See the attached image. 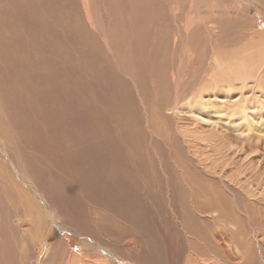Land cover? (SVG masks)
Returning a JSON list of instances; mask_svg holds the SVG:
<instances>
[{"label":"rangeland","instance_id":"374dc122","mask_svg":"<svg viewBox=\"0 0 264 264\" xmlns=\"http://www.w3.org/2000/svg\"><path fill=\"white\" fill-rule=\"evenodd\" d=\"M211 1L185 23L191 0H0V113L16 129H0V264H264V198L206 172L225 164L204 150L216 138L171 114L209 91L216 59L264 50V2Z\"/></svg>","mask_w":264,"mask_h":264},{"label":"bare ground","instance_id":"6f19581e","mask_svg":"<svg viewBox=\"0 0 264 264\" xmlns=\"http://www.w3.org/2000/svg\"><path fill=\"white\" fill-rule=\"evenodd\" d=\"M236 1L237 2H243L246 5H249L251 3H256L257 1H259V3L257 2L258 4L264 2V0H236ZM90 2H92V1H90ZM207 3H208V0H191V5H192L190 7L191 10L187 15L188 17L184 20L185 23L188 22L189 20H190V23H193L194 21L198 22V20L201 19L202 15H208L210 13L213 14L212 10L215 7H212V6L215 5L214 4L215 2L213 3L211 1L212 4L206 8L205 5ZM180 4H182V3H180ZM210 7H212V8H210ZM199 9H202V10H200V12H199ZM205 9L208 10V13L203 12V11H205ZM89 10H91V8ZM89 10H87V8H86V10H85L86 15H88ZM174 10H175V14H174V16H175V15H177L178 11H177V8H175ZM174 10L172 9L173 12H174ZM159 11H161V10H159ZM156 12H157V10H156ZM187 28H188V26H187ZM213 29H214V31H216L217 27L213 26ZM252 31H254V30H252ZM256 34H257V32H256ZM107 36H108V34H107ZM178 36H179V34H178ZM261 36H262V39H264L263 35H261ZM261 36H258V37L261 39ZM190 40H192V39H190ZM182 41H183V37H182ZM196 42H198V40H196ZM262 42H264V40ZM108 47H110V46H108ZM112 48H113V46H112ZM251 49L252 50H251L250 55H247V57H246V58H249L250 60L247 59V61H245L242 58V54L234 56L237 59L232 60L230 63H225V62H222V61L216 59L215 60V69H214L215 72H214V75H212V81L208 85L209 91L205 95H203V92L201 91L196 96H194V98L188 100L185 103L184 107H180L178 109H176V107L172 108L171 114L173 116H175L176 124H178L179 127H181V128L186 127L190 131H193V129H195V131H198L200 133L213 136L214 140L216 138V140L213 141L212 143L208 142L209 144L210 143L212 144L211 149H204V150L207 153H212L213 155H216V157H217L216 159H219L221 162L222 161L225 162V164L222 168H218V169L214 166H212L213 167L212 169H210V167H209V170H207L206 172H209V174L215 176L220 181L233 182V184L236 185L242 191V193L244 191L243 194L244 195L246 194V196L249 198H256V199L260 198L261 199V198H264V162H263V159H264V87L262 85V83L264 84V65L260 66L261 61H259V59L261 56L260 52H264V50L261 51L262 45H256L255 49L254 48H251ZM110 50H111V48H110ZM261 54L263 55V53H261ZM1 60H3V59H1ZM19 60L22 61V59H19ZM19 65L21 68H23V70H22L23 72L27 71L26 69H24L25 67L22 64L16 65L15 68H18ZM11 68H13V67H11ZM40 73H41V71H40ZM40 73H38V75H37L38 77H39ZM34 74H35V71H29V73L27 71V73H25V74H20L19 80H21V79L25 80L26 79L25 80L26 82L28 80L31 81V79L34 80V78H35ZM62 74L65 75L64 72ZM29 75H30L31 79H30ZM69 77H71V76H69ZM35 80H37V79H35ZM98 81H99V79H98ZM221 82H222V84H221ZM51 84H52L51 82H46L45 87H47ZM235 84H236V86H235ZM42 87H43V84H42ZM64 88L68 89L70 87L67 86ZM222 89H225L223 91H229L230 94L224 95V96L223 95L219 96V91ZM57 90L59 91V88H57ZM233 91H238L235 94L236 96L233 94ZM65 93H64V95H65ZM84 94H85V92H84ZM226 94H228V93H226ZM1 95H5L6 99H10L9 92H7V91H3V90L0 91V96ZM61 95H63V94H61ZM49 96L50 95L48 94V95H45V97H44V102H46V103H44L41 100L43 102V104H49L52 102V97L51 96L49 97ZM109 97H110V94H109ZM92 98L94 99L95 97H92ZM60 99H61V97H60ZM65 100L69 101V99H65ZM101 101L103 103V100H101ZM59 102H58V104L60 105ZM62 102H64V101H62ZM98 102L99 101H97V103ZM108 102H111V101H108ZM66 103H65V106H66ZM105 103H106V101H105ZM9 104H12V103H9ZM218 104H221V105L218 107L217 106ZM55 105H57V103ZM61 106L63 107L62 103H61ZM45 108H47L46 105H45L44 109ZM57 109H58V107L56 108L55 111H57ZM60 109H58V110H60ZM62 110H61V112H62ZM53 111H54V109H53ZM63 111H65V110H63ZM46 112H48V110ZM33 113H35V112H33ZM0 120H1L0 129H4L2 131H5L6 133L8 132V134H10L11 137H13L14 131L16 129L12 128L9 125V124H14V122H12L11 118L8 115H5L4 113H0ZM124 120H126V119H124ZM126 121H129V120H126ZM1 124H2V126H1ZM109 143H111V142H109ZM204 143H206V142H204ZM194 146H192V147H194ZM198 146L202 149L203 145L198 144ZM205 147H207V146L205 145ZM211 165L212 164H210V166ZM87 168L90 169V165L87 166ZM19 173L21 174V177H22V180L24 181V183H26L25 186L27 185L29 187L28 190L31 192L29 194H32V195L35 194L36 196L35 195L34 196L37 198V200L39 201V204L41 205V203L45 197L42 196V192L34 185L32 177L30 176L31 174L29 175L27 170L21 166H19ZM230 175H233V177L236 176V180H234V181L231 180L232 177H229ZM256 176L259 178L257 181L255 180ZM241 183H242V187H241ZM87 185H90V184L87 183L86 186ZM29 194L25 195V201L24 202L28 203L30 205V207H28V209H26L24 211V213L29 214L32 212V209H35L38 213H40L39 210L37 209L38 208L37 202L34 201V199L32 198V200L34 201L33 202L31 200V197L29 196ZM42 208H43V210H45V212H47L46 207L43 206ZM195 213H197V212H195ZM208 217L214 218L215 214L209 213ZM26 218H27L26 220L32 219L31 216L26 217ZM65 218H68V216H66ZM40 220L42 222L44 220L41 217V215H40ZM227 225L228 224H226V226ZM35 232L38 233L37 230H35ZM52 232H54V231H52L51 229L48 231L42 232L43 239H45L47 241L46 243H50L53 240L57 241V239L52 236ZM216 239H218V241H219L220 236L219 237L216 236ZM226 240L228 241L227 238H226ZM220 241L218 242V244L224 250H226L223 247L222 242H220ZM227 241H225V243ZM46 246H48V244ZM227 257H228V259L230 258V256H228V255H227ZM68 259L70 260L71 264H95V262H94L95 259H92V258H89L86 256H84V257L77 256L73 253H70V256ZM98 264H112V263L111 262H103L101 260L100 262H98Z\"/></svg>","mask_w":264,"mask_h":264}]
</instances>
